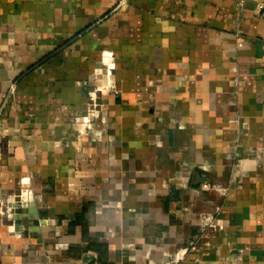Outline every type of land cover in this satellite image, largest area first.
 I'll list each match as a JSON object with an SVG mask.
<instances>
[{
  "label": "crops",
  "instance_id": "0c3cea01",
  "mask_svg": "<svg viewBox=\"0 0 264 264\" xmlns=\"http://www.w3.org/2000/svg\"><path fill=\"white\" fill-rule=\"evenodd\" d=\"M0 264H264V0H0Z\"/></svg>",
  "mask_w": 264,
  "mask_h": 264
},
{
  "label": "built area",
  "instance_id": "2783aa9c",
  "mask_svg": "<svg viewBox=\"0 0 264 264\" xmlns=\"http://www.w3.org/2000/svg\"><path fill=\"white\" fill-rule=\"evenodd\" d=\"M241 43V42H240ZM15 88H16V85L15 84H12L11 85V88H10V95L14 94L15 93ZM205 187L208 186V184H204ZM194 247V246H193Z\"/></svg>",
  "mask_w": 264,
  "mask_h": 264
},
{
  "label": "water",
  "instance_id": "95a60500",
  "mask_svg": "<svg viewBox=\"0 0 264 264\" xmlns=\"http://www.w3.org/2000/svg\"><path fill=\"white\" fill-rule=\"evenodd\" d=\"M90 263H92V261Z\"/></svg>",
  "mask_w": 264,
  "mask_h": 264
}]
</instances>
